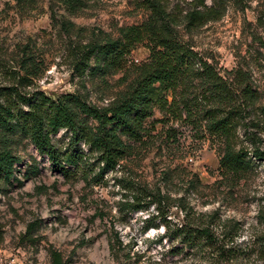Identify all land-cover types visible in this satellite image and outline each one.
Masks as SVG:
<instances>
[{"label": "rangeland", "instance_id": "rangeland-1", "mask_svg": "<svg viewBox=\"0 0 264 264\" xmlns=\"http://www.w3.org/2000/svg\"><path fill=\"white\" fill-rule=\"evenodd\" d=\"M51 1L30 0L17 6L16 0H0L1 54L32 39L46 60L45 72L35 82L38 91L53 100L88 91L91 104L106 105L122 90L119 79L125 70L103 80L74 76L68 40L50 17ZM167 1L184 7L190 0ZM52 2L56 16L84 29L77 39L81 43L93 30L115 37L118 28L141 24L146 17L132 0H85L73 14H67L57 0ZM205 4L211 5V0ZM224 4L221 18L183 34L184 40L222 76L241 67L264 105V0ZM148 55L145 47H139L128 57V65L141 64ZM4 77L0 74V84L7 83ZM165 117L155 107L143 123L147 146L126 163L125 176L141 187H160L169 193L170 203L183 198L196 214H213L211 245L186 246L176 237L174 226L183 225L185 219L175 206L162 210L159 217L153 205L120 213L118 203L126 194L115 179L122 173L106 171L95 177L97 169L87 147L69 145V133L63 129L52 136L54 147L61 153L86 155L76 168L68 167L73 173L68 179L54 172L28 139L13 147L20 159L14 177L0 180V264H50V250L59 252L64 264H264V162L253 161L241 177H223L221 142L188 123H166ZM253 131L260 138L256 145L264 150V125ZM168 170L165 182L160 174ZM193 174L199 181L196 190L187 184ZM28 225L34 227L29 231Z\"/></svg>", "mask_w": 264, "mask_h": 264}, {"label": "trees", "instance_id": "trees-1", "mask_svg": "<svg viewBox=\"0 0 264 264\" xmlns=\"http://www.w3.org/2000/svg\"><path fill=\"white\" fill-rule=\"evenodd\" d=\"M25 1L30 2L16 0L17 6ZM52 1L50 17L68 40L73 75L103 80L125 70L119 79L123 87L102 107L88 101V91L53 100L35 88L45 72L46 60L32 39L15 45L9 53L0 52V74L7 79L6 84H0V180L14 177V165L20 159L13 154V147L22 138L30 141L37 154L47 157L54 172L68 179L73 174L68 167L76 168L86 155L61 153L54 147L52 136L64 129L69 133V145L87 147L97 169L95 177H102L106 171L122 173L115 179L116 186L126 194L118 203L120 213L153 205L159 217L162 210L175 206L185 219L183 225L174 226L176 237L186 246L211 245L213 214H196L183 198L170 203L169 193L160 187L138 186L124 170L138 150L147 146L143 123L155 107L165 114L166 123H188L221 142L219 170L223 177H241L253 161L264 162V150L256 145L260 138L253 131L264 125V105L248 75L237 67L222 76L183 37L221 18L225 0H211V5L205 0H190L184 7L167 0H132L137 9L146 12L141 24L120 27L115 37L93 30L90 39L82 43L77 39L84 29L63 15L56 16ZM57 3L67 14H73L81 10L85 0ZM139 47L149 51L148 57L141 64L128 65V57ZM170 173L168 170L160 176L166 182ZM87 177L83 175L88 184ZM187 184L196 190L197 176L193 174ZM33 227L28 225L27 229ZM163 228L165 233L170 230L166 222ZM228 235L224 233V237ZM49 257L50 264H64L55 250L49 251Z\"/></svg>", "mask_w": 264, "mask_h": 264}]
</instances>
